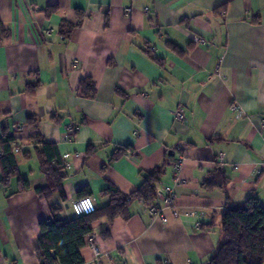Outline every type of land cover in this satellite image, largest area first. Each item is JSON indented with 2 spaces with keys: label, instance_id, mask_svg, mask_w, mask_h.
Wrapping results in <instances>:
<instances>
[{
  "label": "crops",
  "instance_id": "obj_1",
  "mask_svg": "<svg viewBox=\"0 0 264 264\" xmlns=\"http://www.w3.org/2000/svg\"><path fill=\"white\" fill-rule=\"evenodd\" d=\"M0 23L10 31L0 43V264H40L39 223L51 206L67 222L84 191L104 205L108 183L130 193L138 171L164 162L161 182L179 179L175 204L201 216L165 209L163 223L135 201L127 220L101 217L91 224L100 264H205L224 241L227 197L264 206V0H0ZM68 126L77 128L70 140ZM123 146L133 154L103 169ZM64 153L65 197L45 199L36 191L50 184L43 164L56 167ZM216 169L225 187L203 189ZM80 251L82 264H97L89 246Z\"/></svg>",
  "mask_w": 264,
  "mask_h": 264
},
{
  "label": "trees",
  "instance_id": "obj_2",
  "mask_svg": "<svg viewBox=\"0 0 264 264\" xmlns=\"http://www.w3.org/2000/svg\"><path fill=\"white\" fill-rule=\"evenodd\" d=\"M10 37V31L0 23V43ZM173 49H176L175 47ZM146 54L155 63L160 64V60L151 57L148 51ZM39 81L29 84V90L34 92ZM81 93L87 97L94 94V84L90 79H83L80 82ZM29 121L32 118H27ZM10 138L3 136V144L7 147ZM4 147V152L7 148ZM91 147H88V151ZM131 146L117 147L111 154L108 162L102 166L106 168L110 163L119 158L133 154ZM9 154V153H7ZM59 164H43V172L46 174L50 184L44 188H36L37 193L48 199L53 190H57L64 198L63 180L65 174L62 173L61 159ZM61 164V165H60ZM8 169V175L2 179L6 183L9 175L16 170L15 165ZM166 162L150 170H140L139 186L130 193H123L113 184L108 183L106 188L100 192V196L108 197V202L101 206H96L93 213L88 215L75 216L67 222L61 220L59 208L51 206L49 219L39 223L40 235L38 258L40 264H82L83 258L80 249L85 244V238L92 232L91 224L104 217L108 221H113L117 217L123 220L130 218V206L135 201L143 202L147 207L156 199V186L161 182V178L166 170ZM20 189L27 188V181L20 180ZM227 182L225 174L218 169L212 171L208 180L203 181L201 186L205 190L213 188H224ZM90 195L89 191H84L81 196ZM226 208L221 216V229L224 241L219 246L215 254L205 264H264V206L259 199L251 195L240 203H231L226 198ZM103 237H108L109 231L101 232ZM52 252V253H51Z\"/></svg>",
  "mask_w": 264,
  "mask_h": 264
},
{
  "label": "built area",
  "instance_id": "obj_3",
  "mask_svg": "<svg viewBox=\"0 0 264 264\" xmlns=\"http://www.w3.org/2000/svg\"><path fill=\"white\" fill-rule=\"evenodd\" d=\"M126 12H130L131 8L128 7L125 9ZM193 39L196 42L204 43V39L202 37L193 35ZM230 110L232 111L235 118H239L243 115V108L236 102L230 104ZM173 116L180 121H185L184 114L182 113L181 109H176L172 112ZM76 127L68 126L67 127V138L70 140L73 134L76 131ZM14 152H18L19 148L17 146L13 149ZM62 166L64 168H70V163L68 162V154L64 153L60 156ZM224 162V153H219L216 161V165L221 167ZM180 167V161L175 162L174 168L178 170ZM179 179H174L172 184H165L160 182L156 186V199L150 203L147 207L148 214L150 215L151 219H159L161 222L166 223L168 221L167 216L165 215V209L171 210L172 214L175 217L186 216V217H194L198 218L201 216V213L186 209L184 211L180 210V208L175 204V185L178 184ZM71 207L73 213L76 216L80 215H88L95 211L96 204L94 198L91 195H84L78 197L71 202ZM195 226H199V223H195ZM96 234L90 233L87 235L85 239V244L89 246L94 255V260L97 264H100V258L103 256V252L100 249L97 241H96Z\"/></svg>",
  "mask_w": 264,
  "mask_h": 264
}]
</instances>
